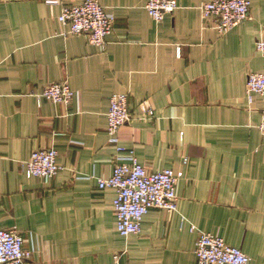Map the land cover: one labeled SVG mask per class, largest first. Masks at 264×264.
<instances>
[{"label": "crops", "instance_id": "obj_1", "mask_svg": "<svg viewBox=\"0 0 264 264\" xmlns=\"http://www.w3.org/2000/svg\"><path fill=\"white\" fill-rule=\"evenodd\" d=\"M46 1L0 0V230L19 231L23 264H111L114 254L119 264H196L199 232L264 264V99L245 95L247 75L264 73V0H247L249 19L225 35L200 15L209 0H174L159 24L147 0H97L114 17L104 49L61 35V7L85 0ZM63 81L69 105L38 103ZM120 94L131 118L110 138L109 97ZM144 101L152 119L140 120ZM43 148L58 154L49 183L25 175ZM133 157L173 172L177 205L149 210L140 233L122 237L115 191L97 181Z\"/></svg>", "mask_w": 264, "mask_h": 264}, {"label": "built area", "instance_id": "obj_2", "mask_svg": "<svg viewBox=\"0 0 264 264\" xmlns=\"http://www.w3.org/2000/svg\"><path fill=\"white\" fill-rule=\"evenodd\" d=\"M46 3L58 4V0H48ZM144 8L149 17L159 24L178 5L174 0H147ZM249 11L250 3L247 0H209L200 7L202 19L210 18L219 35H225L248 20ZM57 23L63 29L62 36H84L90 45L104 49L107 37L112 33L114 17L97 0H85L79 5L62 6ZM255 51L264 58V29L256 40ZM245 95L249 101L253 95L264 99V73L247 75ZM73 98L74 92L67 81H63L44 87L37 101L67 106ZM128 104L129 98L125 94L109 97L105 132L110 138L130 121ZM139 111L140 120L152 119L154 116L152 107L146 101L139 104ZM258 129L264 142V112ZM57 156L53 148L33 151L25 163L26 177L49 183L60 170ZM177 180L171 170L149 172L133 157L129 163H116L111 175L98 179L97 187L99 190L115 191L113 209L116 230L120 236L127 237L140 233L143 217L149 210L160 209L169 213L176 210ZM194 254L196 264H249V258L239 249L209 233L197 234ZM29 258L30 252L24 249L19 231L15 228L0 230V264H23ZM119 261L120 255L114 254L111 264H119Z\"/></svg>", "mask_w": 264, "mask_h": 264}]
</instances>
